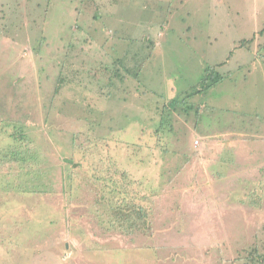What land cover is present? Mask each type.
Here are the masks:
<instances>
[{
	"label": "rangeland",
	"instance_id": "374dc122",
	"mask_svg": "<svg viewBox=\"0 0 264 264\" xmlns=\"http://www.w3.org/2000/svg\"><path fill=\"white\" fill-rule=\"evenodd\" d=\"M209 67L223 82L185 99ZM172 98L212 119L176 113L163 153L138 126ZM0 110L38 155L7 165L0 144V264H245L264 248V0H0ZM111 119L158 164L140 189L151 217L104 228L61 183L75 134L98 141Z\"/></svg>",
	"mask_w": 264,
	"mask_h": 264
},
{
	"label": "trees",
	"instance_id": "16d2710c",
	"mask_svg": "<svg viewBox=\"0 0 264 264\" xmlns=\"http://www.w3.org/2000/svg\"><path fill=\"white\" fill-rule=\"evenodd\" d=\"M151 47H155V45H151ZM118 66H122L129 76H139V72L136 74L134 73V69L126 68L121 59L114 62L113 67L116 69V72H119ZM115 77L119 78L121 75L117 73ZM68 82L59 81V86H63V84ZM221 82H223V77L217 73L214 67H209L204 75V80L190 88V91H187L184 95L185 99H196L198 96L202 97L203 94L205 96L207 92L217 87ZM99 95L101 96V94ZM104 97L107 102H110L112 99L111 95L108 94ZM185 99L183 101L178 98L162 100V104L158 107V114L149 121H143L142 124H138V128H145L140 133L141 135H145L146 141L152 142L154 146L157 144V148H161L163 153L171 152L170 149L165 148L168 141L163 145H160L158 142L174 139L175 135L172 133L175 130L174 115L176 113L182 117H190L192 111H195V115H192L198 121V126L203 123L209 124L212 119V116L208 115L209 118L204 120L202 113L205 111L204 107L201 105L196 106L197 103L190 105ZM202 101L203 99L198 103L200 104ZM1 112L6 113V111ZM201 115L202 118L200 117ZM112 119H115V117ZM112 119L107 121L106 125L104 123H102L103 125H98L103 131L102 134L105 135L98 139L100 142L94 139L90 140L87 133H83L82 131L75 134L73 139V148L75 150L69 151L71 157L63 169L64 180L61 183V186L64 187L63 196L66 197L67 207L72 209L74 204H86V206L92 204L91 211L95 212L96 216L98 215L96 223L104 225V228H106L105 224L110 223L111 220L116 222L119 216L123 217L121 220L129 224L136 223L146 215L149 218L151 217L149 211L151 205L145 201L147 193H142L145 191L142 178H146L142 174L145 168L149 169L151 166L153 167L158 164V160L153 163V161L146 160L138 154H134L132 158L129 152L131 150L130 147L132 149H140L143 143L124 141L121 132L113 128L111 124ZM24 129V126L21 125L0 121V144H4V155L9 157L7 162H4L5 164L10 165L14 162L26 164L31 157L34 160L38 158L37 154L33 153L31 155L32 149L30 146L27 147L28 151L22 150L25 141H29ZM168 137L170 139H167ZM6 145L8 146L6 147ZM74 157L78 160H74ZM235 162L236 159L233 158V153L229 155V152L225 149L224 155L221 156V160L217 165L219 170H224L227 167V163H229L228 165H234ZM29 172L34 176L40 175L41 178L44 175L40 170L33 169ZM137 193H142V195H137ZM64 207L66 208V206ZM109 214H114V219ZM64 215L66 214L64 213ZM105 215L106 217L103 218ZM107 216L110 217L108 218ZM118 221L120 222V220ZM144 223H146V226H149L148 220H145ZM259 248L245 251L247 262L245 264H264V248Z\"/></svg>",
	"mask_w": 264,
	"mask_h": 264
}]
</instances>
